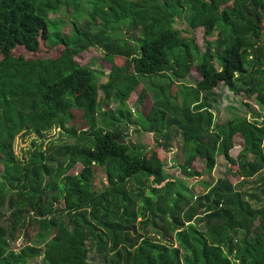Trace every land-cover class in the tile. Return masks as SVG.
<instances>
[{
  "label": "trees",
  "instance_id": "obj_1",
  "mask_svg": "<svg viewBox=\"0 0 264 264\" xmlns=\"http://www.w3.org/2000/svg\"><path fill=\"white\" fill-rule=\"evenodd\" d=\"M37 1L0 0V264L41 257L45 264H89L92 251L103 264H264V183L258 178L254 190L244 187L264 170V117L215 126L209 101L224 85L264 111V0H96L90 17L101 18L100 27L92 34V24L82 30L73 24L71 39L50 34L49 15L62 0H41L39 13ZM184 13L189 33L204 30L206 51L197 65L192 39L175 27ZM119 23L137 37L113 39L109 24ZM42 41L60 45L59 57L17 53L38 56ZM91 47L102 49L113 66L102 86L78 64ZM192 68L199 79L179 104L166 73L181 80ZM152 76L168 84L157 89L142 117L144 131L155 138V149L145 152L127 143L119 127L132 120L128 111H119V119L99 111L115 100L123 106L138 79ZM147 97L143 92L139 103ZM77 120L84 129H76ZM57 128L74 142L52 141L48 152L27 163L16 158L17 135ZM175 135L182 140L186 177L211 174L219 157L226 160L225 175L206 182L205 194L194 196L166 176L158 150L170 151ZM237 135L244 144L233 158ZM195 160L205 164L201 173L190 169ZM97 168L104 170L100 188ZM32 229L36 247L27 242L14 252L15 238L23 232L29 240Z\"/></svg>",
  "mask_w": 264,
  "mask_h": 264
},
{
  "label": "rangeland",
  "instance_id": "obj_2",
  "mask_svg": "<svg viewBox=\"0 0 264 264\" xmlns=\"http://www.w3.org/2000/svg\"><path fill=\"white\" fill-rule=\"evenodd\" d=\"M62 7L51 13L49 15L50 19L48 21L50 26V34L59 33L60 36L71 39L74 36V32L72 31L74 27L77 29H84V25L86 23L92 24L90 28V32L93 34L97 31V28L100 27L102 20L98 16H95L94 21L91 19L90 14L93 7L96 5V0H62ZM73 2V3H72ZM42 1L38 0L35 3L36 10L39 13V8L41 6ZM69 4V5H68ZM68 5V6H67ZM187 17L188 13H184L182 19H179L176 22L175 27L182 32V35L185 38L192 39V56L194 58V65L198 64V58L201 53L206 51V42L204 36V30L198 28L189 33V28L187 26ZM74 24V27H73ZM110 28L108 29V33L112 35V38L115 40H119L124 42V40L131 41L133 37H137L138 33L130 31L126 28L124 23L119 24H109ZM54 41H51L52 44ZM195 47V48H194ZM48 48L53 49L52 52L47 53L44 52ZM39 49L44 53H39L38 56H33L32 53H26L23 50H18L17 53H24L27 58H40V59H56L60 55V50L62 47L60 45H44L43 41ZM1 60V57H0ZM78 64L83 67L89 68L93 72L94 83L97 86H102L109 81V74L112 72V65H109L105 58L104 52L99 47H91L86 51L82 52L78 57ZM115 65L118 67L123 66V62L117 60ZM166 77L174 81V86L171 89V93L175 97L176 102L181 104L183 101V97L191 92L193 89V82L199 79L194 68L190 70L189 75H187L186 79L177 80L174 79L171 73H166ZM140 86L135 90L134 93L131 94L129 100L124 103L123 106L118 101H113L112 104L109 105V108L103 109L99 111L101 114H106L108 117H116L119 119V111L123 113H127V111L132 115V120L125 121L122 120L119 127L122 130V133L125 137V141L135 146L136 149H142L145 152L152 151L155 146V138L152 133L144 131V123L142 120L143 115H148L149 111L152 108L154 97L157 89L164 88L166 89L168 84V79L163 77L152 76L149 78H139ZM145 92L148 96L144 103H139V98L142 93ZM214 97L210 98V104H213V114L215 117V126L225 124L226 122L233 121L234 119H243L247 118L248 120H252L254 115H258L259 117H264V111L258 110V108L254 105L253 100L247 101L243 95L237 96L233 92H231L226 86L221 85L213 92ZM205 98V95H202ZM99 98H102L101 93L99 92ZM213 99L217 102L213 103ZM250 108H249V107ZM259 119L261 121L262 119ZM97 121L100 118H96ZM99 122V121H98ZM76 129L82 130L84 126L81 121L77 120L74 125ZM52 141L56 143H71L74 142L72 137H69L65 132L60 129H53L52 131L44 134L43 136H38L35 133H25L23 132L20 135H17L14 139L13 143V153L18 160H21L23 163H27L31 158H33L34 154L37 152H48L49 146ZM243 139L241 136L237 135L234 138V149L231 152L233 158H237L243 148ZM171 150L165 152L163 150H158L159 157L163 161L166 169V176L170 178V180H175L181 187L186 188L190 192L193 193L194 196L199 194H205V183L210 182L214 184L219 178L225 175L227 162L223 157H219L217 162L218 165L213 173L211 174H201L200 176H194L192 178L186 177L185 173V155L182 149V140L178 136H174L171 142ZM80 167L77 166L75 169L71 171L72 174H76L80 171ZM192 171L196 173H201L205 169V164L202 161L195 160L191 163ZM2 171V167L0 166V173ZM95 185L97 188H100L104 185V170L97 168ZM261 180V183H264V170L256 177L251 180H248L247 183H244V187L248 191L254 190L256 185L259 186V183L253 184V182L257 179ZM172 180V181H173ZM230 180L237 184L235 178L230 177ZM9 191V190H7ZM8 196V192H6ZM194 200V199H193ZM55 206H61L60 203H56ZM9 210L5 207L3 208V212L5 217H8ZM28 233L29 240H27L26 236L21 232V236L15 238L13 244H11V249L14 252L24 248L27 242L30 245L36 247L38 241V233L35 229H32ZM176 245V244H175ZM42 252L44 248H39ZM89 264H103V260L96 254L95 251H92L88 254L87 259ZM29 264H45L43 261V257L37 258L29 262Z\"/></svg>",
  "mask_w": 264,
  "mask_h": 264
}]
</instances>
